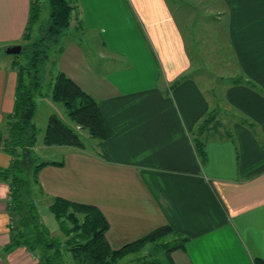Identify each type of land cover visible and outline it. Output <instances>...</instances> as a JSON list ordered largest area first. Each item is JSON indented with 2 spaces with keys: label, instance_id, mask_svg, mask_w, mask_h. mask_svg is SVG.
Returning a JSON list of instances; mask_svg holds the SVG:
<instances>
[{
  "label": "crops",
  "instance_id": "0c3cea01",
  "mask_svg": "<svg viewBox=\"0 0 264 264\" xmlns=\"http://www.w3.org/2000/svg\"><path fill=\"white\" fill-rule=\"evenodd\" d=\"M72 1L55 68L97 102L111 135L94 150L57 146L61 157L49 162L61 166L38 173V212L54 198L96 207L112 250L168 226L186 239L173 264L264 261V0H187L195 12L183 0ZM29 10L30 0H0L1 49L22 41ZM192 24L219 35L214 50H229L213 63L230 72L215 106L191 72ZM10 70L0 71V115L14 111ZM77 130L81 141L92 138ZM11 161L0 144V170ZM11 211V187L0 176V264H45L26 246L10 247Z\"/></svg>",
  "mask_w": 264,
  "mask_h": 264
},
{
  "label": "trees",
  "instance_id": "16d2710c",
  "mask_svg": "<svg viewBox=\"0 0 264 264\" xmlns=\"http://www.w3.org/2000/svg\"><path fill=\"white\" fill-rule=\"evenodd\" d=\"M43 4L48 9V20L45 26L40 25ZM76 8L77 4L72 0H30L29 19L22 40L29 36L34 26H38V30L39 27L40 30L46 29L45 35L47 34L48 42L59 35L67 36L65 32L70 26L71 16ZM43 43L47 46L45 42ZM48 50L52 52L53 48L48 47ZM62 50V47L55 50L57 55L55 61L51 63L52 68H55L56 59ZM39 54H43V51L36 53L32 62L28 61L26 65L13 62L17 71L14 111L8 117L12 121L8 122L6 138H3L4 131L0 130L2 150L12 158L10 166L6 170H0L1 178L11 187L14 236L10 247L12 245L26 246L34 256L41 257L45 264L53 263L52 258H56L57 261L63 259L59 254L64 251L71 254L76 264H118L145 248L150 255L160 249H166L165 258L161 261L157 258L149 264H173L171 253L182 249L186 239L176 236L168 226L159 228L118 250H112L105 238L108 222L102 213L96 207L60 198H54L48 210L54 215L58 227L61 228V235L69 239L63 242L60 236L51 237L50 231L42 223L37 208L38 195L42 194L38 183V173L48 165L61 166V163L40 162L34 151L38 134L32 122L36 110L35 99L43 97L44 94L43 83L41 80L38 81V74L50 60L48 56L36 58ZM51 76L49 98L53 104L62 108L67 122H62L56 115L50 116L44 131L43 145L82 148L83 142L76 127L92 138L108 139L111 130L97 102L56 68L55 74ZM205 126L206 124L202 123L201 130ZM194 140L196 151L203 159L204 145L198 138ZM168 236L174 238L171 246L165 242ZM55 251L57 255L54 254ZM254 264H264V261L255 260Z\"/></svg>",
  "mask_w": 264,
  "mask_h": 264
},
{
  "label": "rangeland",
  "instance_id": "374dc122",
  "mask_svg": "<svg viewBox=\"0 0 264 264\" xmlns=\"http://www.w3.org/2000/svg\"><path fill=\"white\" fill-rule=\"evenodd\" d=\"M185 5H188L189 8L195 12L197 9H195V3L191 4H186L187 0H183ZM175 4H179L177 0H173ZM193 5V6H192ZM41 23L40 25L45 26L47 20H48V9L47 7L43 4L42 5V15H41ZM194 24H192L190 31H195L192 33H187L186 38H188V47L191 48L190 55L194 57L195 61L193 62V67H192V74L196 72L197 74L201 75L202 79V85L208 87V91L206 94H208L209 100L211 101V106H215L217 104V97L216 95L219 94L218 89L221 86H225L227 84L225 82V79H228V76L230 74L229 69L227 65H213L214 61L217 60L218 55L220 54L221 57H223L225 60L229 58V50L226 49V44H223L224 50L219 51L214 50L215 47L220 46L223 43V40H221L219 43L214 42L213 44V38L218 37L219 35H214L213 32L211 31L212 29H209V27L205 26L203 29L201 28H194ZM40 30V27H39ZM38 30V26H34V28L30 31L29 36L24 38L18 45L21 46L22 49V54L21 55H6L4 53L5 49H1L0 47V71H5L8 72L10 69L11 72H14L16 70V66L13 65V62L16 61L18 65H26V63L29 61L32 62L34 59V55L36 53H40L43 51V54H39V57L37 56L36 58H43L44 56H48L50 60L46 63V65L41 69L40 73L38 74V81H42L43 83V97H39L35 99L36 103V110L35 114L32 118L33 125L37 129V141L36 145L34 147V151L36 156L38 157V160L40 162L46 161H57L61 157V153L63 152L62 148H58L57 146H44L43 145V136H44V131L45 128L48 124V119L52 115H56L62 122H67V118L65 117V114L62 112V108L56 104H53L52 101L50 100V86L49 84L51 83L52 76L55 74V68H52L51 63L55 61L57 53L55 50H58L60 47H63V45L66 44V41H64V35L57 36L54 40L51 42H48L47 39V34L46 29L44 30ZM203 30V34H202ZM67 33V36L69 35V29L65 32ZM64 33V34H65ZM70 35L74 36L73 32H70ZM91 38H93V34H90ZM89 36V37H90ZM78 39H80L83 43L84 37L82 38L81 35L78 33L77 34ZM56 40V41H55ZM90 39H87V42ZM217 40V39H216ZM47 46H44V43ZM95 44V43H94ZM214 45V46H213ZM48 47H52L53 50L52 52L48 50ZM197 51L195 50V48ZM213 48V49H212ZM98 51L94 52H99V49L97 48ZM43 55V56H42ZM29 59V60H27ZM48 59V58H47ZM12 62V63H8ZM101 68V67H100ZM190 72V73H191ZM46 95V96H45ZM48 95V96H47ZM214 110V109H213ZM215 111V110H214ZM214 111L210 110V116L213 117L216 114H213ZM0 130L4 131V136L3 138H6V130L8 126V122L12 121V119L8 118L10 117L9 114H1L0 115ZM230 121V120H229ZM78 127H76L77 129ZM78 131V130H77ZM212 131H216L215 128H213ZM84 133V131H82ZM83 147L86 150H94L95 149V143H99L100 141L97 139H88L84 140L83 139ZM43 203H39V207L42 206ZM40 216L44 219V223L47 227V229L51 232L50 235L54 237L55 233L58 230V223L54 219V215L51 214L49 210L47 211H40ZM65 227V226H63ZM61 228H59L60 230ZM55 232V233H52ZM62 241H66L69 239V237H63L61 233L59 232L58 234ZM177 238V237H175ZM171 236H168L165 240L166 243H169L171 246L174 242ZM165 250L166 249H160L159 251L153 253L152 255L149 254L148 249L145 248L142 250L140 253L136 255H131L122 261H120L118 264H149L150 262L153 263V261L157 258L163 259L165 258ZM67 256L60 261H63L62 264H76L74 260L71 258V254L68 253L66 254ZM58 258V257H57ZM54 259V262L52 264H59L56 258ZM56 260V261H55ZM61 264V263H60Z\"/></svg>",
  "mask_w": 264,
  "mask_h": 264
},
{
  "label": "water",
  "instance_id": "95a60500",
  "mask_svg": "<svg viewBox=\"0 0 264 264\" xmlns=\"http://www.w3.org/2000/svg\"><path fill=\"white\" fill-rule=\"evenodd\" d=\"M21 46L20 45H15V46H12V47H9V48H6L4 50V53L6 55H20L21 53Z\"/></svg>",
  "mask_w": 264,
  "mask_h": 264
}]
</instances>
